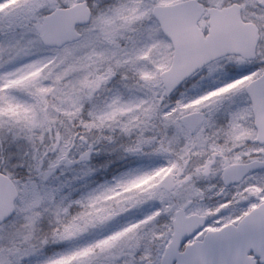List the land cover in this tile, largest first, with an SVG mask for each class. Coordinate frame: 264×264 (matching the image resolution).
<instances>
[{
  "label": "snow or ice",
  "instance_id": "1",
  "mask_svg": "<svg viewBox=\"0 0 264 264\" xmlns=\"http://www.w3.org/2000/svg\"><path fill=\"white\" fill-rule=\"evenodd\" d=\"M0 264H264V0H0Z\"/></svg>",
  "mask_w": 264,
  "mask_h": 264
}]
</instances>
